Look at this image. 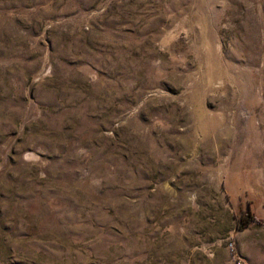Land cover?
Masks as SVG:
<instances>
[{"label": "rangeland", "instance_id": "obj_1", "mask_svg": "<svg viewBox=\"0 0 264 264\" xmlns=\"http://www.w3.org/2000/svg\"><path fill=\"white\" fill-rule=\"evenodd\" d=\"M228 242L264 264V0H0V264Z\"/></svg>", "mask_w": 264, "mask_h": 264}, {"label": "built area", "instance_id": "obj_2", "mask_svg": "<svg viewBox=\"0 0 264 264\" xmlns=\"http://www.w3.org/2000/svg\"><path fill=\"white\" fill-rule=\"evenodd\" d=\"M226 246H227L229 254L232 257L233 264H247L244 260H242L240 256L236 254L234 250V245L232 244V242H228Z\"/></svg>", "mask_w": 264, "mask_h": 264}, {"label": "trees", "instance_id": "obj_3", "mask_svg": "<svg viewBox=\"0 0 264 264\" xmlns=\"http://www.w3.org/2000/svg\"><path fill=\"white\" fill-rule=\"evenodd\" d=\"M252 218L251 215H249L248 211H245V213L238 218L236 221V229H242Z\"/></svg>", "mask_w": 264, "mask_h": 264}]
</instances>
